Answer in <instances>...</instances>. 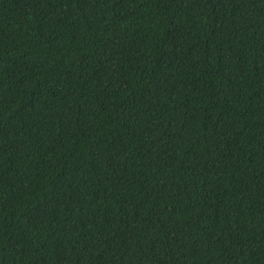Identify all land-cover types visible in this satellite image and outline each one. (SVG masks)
Here are the masks:
<instances>
[{
    "label": "trees",
    "instance_id": "obj_1",
    "mask_svg": "<svg viewBox=\"0 0 264 264\" xmlns=\"http://www.w3.org/2000/svg\"><path fill=\"white\" fill-rule=\"evenodd\" d=\"M0 264H264V0H0Z\"/></svg>",
    "mask_w": 264,
    "mask_h": 264
}]
</instances>
